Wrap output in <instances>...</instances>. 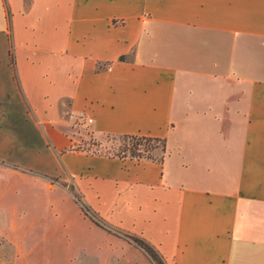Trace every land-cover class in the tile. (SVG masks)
<instances>
[{
	"label": "crops",
	"instance_id": "1",
	"mask_svg": "<svg viewBox=\"0 0 264 264\" xmlns=\"http://www.w3.org/2000/svg\"><path fill=\"white\" fill-rule=\"evenodd\" d=\"M0 213L1 264H264V0H0Z\"/></svg>",
	"mask_w": 264,
	"mask_h": 264
},
{
	"label": "trees",
	"instance_id": "2",
	"mask_svg": "<svg viewBox=\"0 0 264 264\" xmlns=\"http://www.w3.org/2000/svg\"><path fill=\"white\" fill-rule=\"evenodd\" d=\"M123 58V56L121 57ZM106 136H111L119 141V146L112 152L98 153L94 150L88 148L76 147L77 150L108 156L116 158H129L137 161L140 160H155L161 162L165 154V140L162 138L149 137L143 135H112V134H102ZM93 146V145H92ZM158 150V154H153L154 151ZM82 210H88L87 207L80 203ZM155 262V264H163L158 253L150 247L148 244L142 242L139 239H133Z\"/></svg>",
	"mask_w": 264,
	"mask_h": 264
},
{
	"label": "rangeland",
	"instance_id": "3",
	"mask_svg": "<svg viewBox=\"0 0 264 264\" xmlns=\"http://www.w3.org/2000/svg\"><path fill=\"white\" fill-rule=\"evenodd\" d=\"M75 136L77 140V147L88 148L98 153L112 152L119 146V141L111 136L95 134L83 122H78L75 125ZM93 145V146H92ZM156 150L153 154H158ZM77 197H79L76 194ZM10 231L7 228V215L0 213V262L10 261L12 256H15L16 251L11 244L12 240L8 239ZM26 244L25 241L15 240ZM1 264V263H0Z\"/></svg>",
	"mask_w": 264,
	"mask_h": 264
},
{
	"label": "built area",
	"instance_id": "4",
	"mask_svg": "<svg viewBox=\"0 0 264 264\" xmlns=\"http://www.w3.org/2000/svg\"><path fill=\"white\" fill-rule=\"evenodd\" d=\"M85 123H86V124H91V123H92V119H86ZM84 212L86 213V215L91 216V214L89 213L88 210H84Z\"/></svg>",
	"mask_w": 264,
	"mask_h": 264
}]
</instances>
